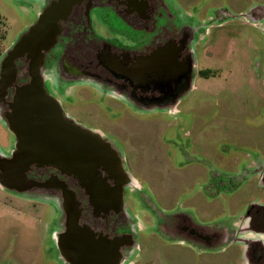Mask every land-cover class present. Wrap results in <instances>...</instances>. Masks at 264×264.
Returning <instances> with one entry per match:
<instances>
[{
  "label": "rangeland",
  "instance_id": "obj_1",
  "mask_svg": "<svg viewBox=\"0 0 264 264\" xmlns=\"http://www.w3.org/2000/svg\"><path fill=\"white\" fill-rule=\"evenodd\" d=\"M168 1L196 28L191 88L172 115L90 84L65 87L59 98L75 124L114 145L142 193L141 206L127 195L139 228L130 264H247L242 241L203 250L162 228L188 216L219 233L264 203V0ZM40 2L0 0V56L36 22ZM12 141L0 122V149L9 153ZM54 206L0 188V264H57Z\"/></svg>",
  "mask_w": 264,
  "mask_h": 264
},
{
  "label": "flooded vegetation",
  "instance_id": "obj_2",
  "mask_svg": "<svg viewBox=\"0 0 264 264\" xmlns=\"http://www.w3.org/2000/svg\"><path fill=\"white\" fill-rule=\"evenodd\" d=\"M40 1L42 11L58 2ZM59 25L61 30L55 43L43 53L41 72L46 92L61 107L59 93L65 87L83 83L107 90L141 111L162 110L155 107L157 100L169 99L170 91L157 96L154 92L143 94L145 88L135 81L132 83L133 78L126 80L124 74L132 72L136 76L132 69L136 70L142 64L150 69L157 51L166 46L168 51L161 57L165 58L167 70L172 57L193 61L196 28L182 21L172 11L168 0H81L73 5L69 16ZM5 53L0 56V62ZM13 64L17 72L15 85L28 83L32 60L24 57L14 60ZM193 76L192 69V79ZM7 91V97L0 94L1 112L7 111L12 102L14 88ZM175 111V107L166 109L171 115ZM14 143L13 136L12 150ZM111 150L114 156L108 159L105 167L96 169L95 176L85 180L66 177L52 168L33 169L28 174L30 179L45 183L36 193L46 194L50 200H43L49 202L52 199L55 203L58 222L53 232L52 251L57 264H81L80 252L86 249V244H93L100 251L106 248L107 253L112 254L108 255V260L105 257L90 259V264H130L137 249L139 228L126 201L131 196L141 206L144 198L136 181L125 171L121 155L113 144ZM10 153L11 150L5 153L0 149L1 156ZM260 171V184L264 187V168ZM65 194L72 195V209L66 206ZM104 197H112V203ZM145 207L146 215L152 213ZM69 218L73 220L70 223ZM162 229L166 235L172 231L183 238L181 241L203 250L213 247L216 241H242L247 264H264V203L252 204L242 219L219 233H207L188 216H177Z\"/></svg>",
  "mask_w": 264,
  "mask_h": 264
},
{
  "label": "water",
  "instance_id": "obj_3",
  "mask_svg": "<svg viewBox=\"0 0 264 264\" xmlns=\"http://www.w3.org/2000/svg\"><path fill=\"white\" fill-rule=\"evenodd\" d=\"M80 1L58 0L57 3H52L39 14L36 22L19 37L1 59L0 94L7 97V90L14 88L8 110L4 112L0 110V122L15 138L10 155H0V188L8 192L50 200L46 194L36 193V190L43 188L45 183L29 178L28 174L33 169L52 168L59 170L66 177L85 180L88 176L94 177L96 169L105 167L108 159L114 156L111 143L104 140L101 133L75 124L67 117L59 102L44 88L41 72L43 53L53 46L60 34L59 22L65 20L73 5ZM166 47L157 51L158 55L154 56L150 69L142 64L140 68L132 69L137 77L130 72L124 74V78L126 80L133 78L132 83L135 81L138 86L143 87L142 89L145 88L142 90L143 94L154 92L157 96L170 91L169 99L157 100L155 107L171 110L191 88L193 61H179L172 57L167 70L165 58L161 57L168 51ZM24 57L32 60L28 69L29 82L17 86L15 85L17 72L13 62ZM166 78L167 80L163 81ZM148 80L152 84L147 82ZM64 199L66 206L72 209L74 205L72 195L65 194ZM104 200L112 203V197L109 199L104 197ZM68 221L70 223L73 220L69 218ZM108 255L112 254H108L106 248L100 251L96 250L93 244H86V249L80 252L83 262L79 263L90 264L88 260L98 257H105L108 260Z\"/></svg>",
  "mask_w": 264,
  "mask_h": 264
}]
</instances>
